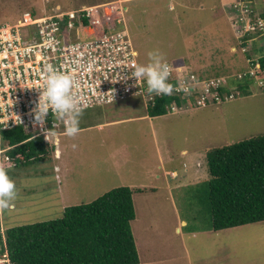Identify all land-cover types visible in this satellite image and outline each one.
I'll return each mask as SVG.
<instances>
[{"label": "rangeland", "instance_id": "374dc122", "mask_svg": "<svg viewBox=\"0 0 264 264\" xmlns=\"http://www.w3.org/2000/svg\"><path fill=\"white\" fill-rule=\"evenodd\" d=\"M102 3L129 23L140 64H147L149 53L157 51L164 61L184 63L198 75L231 74L235 77L226 86L234 97L164 114L153 119L155 127L149 119L133 118L113 123L110 133L106 127L82 129L75 137L63 135L59 159L49 144L41 161L24 163L22 157L18 163L8 153L15 147L0 145V165L12 164L8 170L18 190L15 210L0 215L3 239L5 229L59 218L66 207L133 186L139 220L132 229L144 260L153 249L175 252L164 254L163 264H264V221L216 231L205 182L211 150L264 134L261 83L249 95L243 90L238 97L234 89L235 80L252 87L247 59L264 56V36L252 43L247 56L241 49L231 50L239 43L234 23L243 12L239 7L229 15L227 10L243 0H0V25L17 23L25 13L48 15L60 5L69 11ZM146 113L136 99L95 106L83 111L79 127ZM118 147L124 148L115 153ZM196 155L197 168L191 161ZM175 170L178 177L167 175ZM177 226L181 231L176 232Z\"/></svg>", "mask_w": 264, "mask_h": 264}, {"label": "built area", "instance_id": "2783aa9c", "mask_svg": "<svg viewBox=\"0 0 264 264\" xmlns=\"http://www.w3.org/2000/svg\"><path fill=\"white\" fill-rule=\"evenodd\" d=\"M252 17L243 13L237 20L240 39L254 32L264 35V18ZM120 20L104 4L69 11L60 5L48 15L37 17L25 13L15 24L0 25V145L4 143L3 132L20 125L34 137L42 136L47 141L56 130L64 128L62 124L54 127L51 115L43 128L34 126L32 110L42 91L39 86L47 64L73 75L74 91L83 110L134 97L152 103L165 97L149 98L146 85L139 86L131 77L129 68L140 62L129 32L118 28ZM249 61L254 64L251 74L257 75L255 72L261 70L259 59ZM166 63L171 71L169 83L174 88L180 83L189 88L187 93L174 90L169 95L182 100L173 99L167 104L168 113L219 104L234 97V94L222 95L221 88L226 85L222 77L201 79L186 64ZM47 129H50L48 136ZM13 147L9 145L7 149ZM8 262V251L0 253V264Z\"/></svg>", "mask_w": 264, "mask_h": 264}, {"label": "trees", "instance_id": "16d2710c", "mask_svg": "<svg viewBox=\"0 0 264 264\" xmlns=\"http://www.w3.org/2000/svg\"><path fill=\"white\" fill-rule=\"evenodd\" d=\"M259 62L257 75L264 79V56ZM173 99L182 100L163 97L149 112L166 113ZM30 137L22 126L3 132L5 144L22 143L8 152L13 161H41L47 144L41 138L27 141ZM207 159L213 229L264 221V134L215 148ZM134 192L130 186L115 188L92 202L66 207L59 218L5 229L4 239L0 217V253L9 251L11 264H139Z\"/></svg>", "mask_w": 264, "mask_h": 264}, {"label": "clouds", "instance_id": "9594fccd", "mask_svg": "<svg viewBox=\"0 0 264 264\" xmlns=\"http://www.w3.org/2000/svg\"><path fill=\"white\" fill-rule=\"evenodd\" d=\"M242 2V0H241ZM103 4V3H102ZM246 6V7H245ZM232 7V6H231ZM236 9H239V7L242 9V12L246 14L247 16H253L252 18H264V0H243V3L240 6L233 5ZM53 12V11H52ZM51 12V13H52ZM228 14L230 15L233 10H227ZM33 15L39 17L38 15L32 13ZM22 19V18H21ZM126 20V19H125ZM124 19L121 20V23H119L118 28L125 29L129 32L130 37L133 41L132 37V31L129 28V23L125 21ZM237 21L234 23V29L236 30V24ZM9 24V23H7ZM15 24V23H14ZM4 25V24H3ZM237 36V33H236ZM264 35H260L258 33H250L247 36L240 39L238 36V45L236 47L231 48L233 52H237L239 49H241L242 52L247 54H250L252 50V43L263 37ZM134 43V41H133ZM135 46V45H134ZM246 47L247 50L243 51L242 48ZM136 49V48H135ZM138 52V51H137ZM139 56V55H138ZM260 57V56H259ZM256 57H250L247 59L248 67L245 70H248V74L246 76L253 77V83L251 84V88L248 87V91L246 92L247 95L253 93L254 89L253 87L259 86V83H261L260 80H263V78L259 77L258 75H252L251 70L254 67V64H252L249 59L257 60L260 58L255 59ZM262 58V57H261ZM139 61V59H138ZM140 62V61H139ZM166 62L171 61H164L163 56L157 52H150L149 53V62L147 64H140L136 63L133 64L129 69H131V77H134L136 80V84L141 86L142 84L146 85V94L149 98H153L155 96H165L169 97L173 93V91H183L187 93L189 91V88L186 87L183 83H180L178 85L174 86L169 83V77L171 75L170 66ZM176 64H184L180 62H172ZM261 64V63H260ZM262 69V68H261ZM244 70V71H245ZM260 71V70H258ZM200 72V71H199ZM243 72V71H241ZM239 72V73H241ZM43 82L42 85L39 86L40 89H42L39 100L35 104L33 108V122L34 126H40L41 128L44 127L45 123L47 122V119L51 115V117L54 120V127L62 124L64 128L56 130L52 135L50 140H45L42 136H36L34 137V134L32 132H28L25 129V126H22L28 134H31V137L27 139V141L34 140L36 138H41L45 144H47V147L49 144L54 147V153L57 150L58 146V137H60L63 132L68 137H75L79 131H80V117L83 113V108L81 105L80 100L78 99L74 88H75V81L73 78V75L68 72L57 70V68L54 65L47 64L44 66L43 69ZM197 74V72L195 71ZM201 74V72H200ZM198 75V74H197ZM201 79L202 78H213V77H222L225 79V83L231 78H234L235 76L229 74V75H215V76H209V74L205 73L203 71V74L198 75ZM257 78H260L257 81ZM245 79L244 77L240 80L242 81ZM238 80H235L234 83V89H235V95L238 96L237 92H242L244 89L241 88V84L237 83ZM262 89H264V84H260ZM245 91V90H244ZM221 93L223 94H229L230 91L228 90L227 86L221 88ZM239 97V96H238ZM134 100L133 98H131ZM131 99H128L131 100ZM159 99L162 98H156L154 103L149 102L146 98H143L145 101L142 102L143 106L146 108L148 114L150 116H158V115H151L149 112L150 109L155 107L157 105V102ZM127 101V100H126ZM228 101H232L228 100ZM227 102L225 100L222 103ZM122 103V102H121ZM219 103V104H222ZM116 104V103H115ZM146 104V105H145ZM169 104V103H167ZM166 104V105H167ZM217 104V103H214ZM210 104V105H214ZM112 105V104H111ZM165 105V107H166ZM86 110V109H85ZM164 114H170L167 112L159 115ZM18 127V126H17ZM53 127V128H54ZM16 128V127H15ZM50 129H47V136ZM22 144V143H20ZM12 145L14 147H17L18 145ZM2 146H9L7 144H4ZM75 147V145H73ZM174 172V173H173ZM171 174H174L173 176H177V172L173 171ZM176 173V174H175ZM18 190L15 181L10 176L9 170L5 167H1L0 165V215L1 212L11 213L15 210V201L17 199ZM2 221V220H1ZM9 254V251H8ZM6 264H11V259L9 255V262Z\"/></svg>", "mask_w": 264, "mask_h": 264}, {"label": "crops", "instance_id": "0c3cea01", "mask_svg": "<svg viewBox=\"0 0 264 264\" xmlns=\"http://www.w3.org/2000/svg\"><path fill=\"white\" fill-rule=\"evenodd\" d=\"M53 10H55V8L53 9ZM133 99H136V100H140L141 102H144L145 103V101L143 100V98H141V97H134ZM128 101V100H127ZM127 101H122V103H124V102H127ZM129 101H132V99L131 100H129ZM146 105V104H145ZM145 108V107H144ZM145 110H146V108H145ZM85 111V110H84ZM147 111V110H146ZM121 114H123V113H121ZM117 116H120V115H117ZM161 116H164V115H158V116H150L148 113H146L144 116H139V117H127V118H122V117H119V118H112V119H110V120H108V121H106V122H104V123H100V124H96V125H87V126H82V127H80V130H82V129H86V130H89V129H95V128H98V129H100V130H104L106 127H107V131L110 133L111 131H112V127L114 126V125H116V124H118V123H120V122H122V121H124V120H128V119H133V118H146V119H149L150 120V122L153 124V126L155 127V123H154V120L153 119H155V118H158V117H161ZM113 123H116V124H113ZM113 124V125H112ZM63 135H65V133L63 132V134H61L60 135V137H58V146H57V150H56V152H55V156H56V158L57 159H59L60 157H61V148H60V142H61V136H63ZM123 148L124 147H118V150L116 149L115 150V153H117V151H119V153L123 150ZM183 153H186V151H183ZM198 155V154H197ZM196 155V157H194L191 161L193 162L194 161V163H195V166H196V168L198 167V163H200L199 162V160H200V156H197ZM56 167H57V169H58V172H59V175L58 176H62V170H61V168H60V166L57 164L56 165ZM176 171V170H175ZM200 171V170H199ZM198 171V172H199ZM173 171H171V172H167V175H170L171 177H173L172 175H174V174H171ZM177 172V174H178V176H179V173H178V171H176ZM174 173V172H173ZM176 174V173H175ZM177 176V177H178ZM200 177V175L198 174V178ZM132 188H135V187H133V186H131ZM136 194V190H135V192H134V200H135V206H136V211H137V217L135 218V220L132 222V226H133V224H134V222L135 221H138L139 219H138V204L136 203L137 202V196L135 195ZM146 217H148V215L146 216ZM143 221H145V220H143ZM185 223H186V221H181V224H183V225H185ZM4 229V228H3ZM179 231H181V226H177L176 227V232H179ZM136 240V239H135ZM137 242H138V240H137ZM137 242H136V244H137ZM137 249H138V247H137ZM139 252V251H138ZM171 252H173V253H175L174 251H167V250H153L152 249V251H151V253H150V259H148V260H144L143 259V257H142V255L140 256V254H139V257H140V263L139 264H163V262H164V259L162 258V256L164 255V254H168V256H172V255H174L173 253H171Z\"/></svg>", "mask_w": 264, "mask_h": 264}]
</instances>
